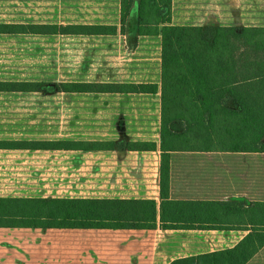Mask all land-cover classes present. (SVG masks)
Returning a JSON list of instances; mask_svg holds the SVG:
<instances>
[{
	"label": "trees",
	"instance_id": "1",
	"mask_svg": "<svg viewBox=\"0 0 264 264\" xmlns=\"http://www.w3.org/2000/svg\"><path fill=\"white\" fill-rule=\"evenodd\" d=\"M173 0L121 1V31L137 10L141 37H162L160 203L155 200L0 198V228L234 231L247 235L233 248L170 264H249L264 248V202L175 200L171 157L183 151L264 153V27L175 25ZM135 6V8H134ZM116 26L5 25L0 34L116 36ZM38 82H0V93H40ZM59 93L90 90L159 94L155 84L62 83ZM102 88V89H101ZM177 125L180 129H177ZM109 142L0 141V150L106 151ZM128 151L153 152L136 142Z\"/></svg>",
	"mask_w": 264,
	"mask_h": 264
},
{
	"label": "rangeland",
	"instance_id": "2",
	"mask_svg": "<svg viewBox=\"0 0 264 264\" xmlns=\"http://www.w3.org/2000/svg\"><path fill=\"white\" fill-rule=\"evenodd\" d=\"M121 1L0 0L1 24L105 25L119 29L116 36L0 35V82L29 81L43 85L40 93H0V141L109 142L115 145L116 153L125 152L129 143L158 141L160 144L162 37L138 34L135 9L122 34ZM139 1L135 0L136 8ZM259 1L264 6V0ZM260 11L264 13V8ZM197 12L191 10L186 16L187 11L181 9L180 2H172L175 25L203 24V15ZM263 24L255 26L264 27ZM62 83L88 86L155 84L159 86V94H121L94 89L86 93H59L56 85ZM176 128L180 129L178 125ZM213 156L231 167H234L233 161L244 160L251 168L248 180L264 188V156ZM170 157L171 165L173 159L175 195H214L221 187L227 188L230 176L222 170L214 188L209 178H202L198 157H188L187 161L182 154ZM184 161L188 167L198 170L190 183H184L180 193L179 170ZM69 180L76 182L71 177ZM64 182L66 178L62 177L61 183ZM84 182L95 180L86 178ZM96 192L91 195H97ZM200 243L206 246L201 240ZM252 264H264V252Z\"/></svg>",
	"mask_w": 264,
	"mask_h": 264
},
{
	"label": "crops",
	"instance_id": "3",
	"mask_svg": "<svg viewBox=\"0 0 264 264\" xmlns=\"http://www.w3.org/2000/svg\"><path fill=\"white\" fill-rule=\"evenodd\" d=\"M177 1L180 2L181 9L187 11L186 16L191 10H197V14L203 15V24H188L190 26L244 28L262 27L255 25L264 23V13L260 11L264 6L259 0ZM154 142L158 144V150L153 152L128 151L126 147V151L120 153L115 152L116 148L90 152L0 150V198L155 200L159 204V166L163 153L158 141ZM168 154H182L186 161L188 157H198L202 178H209L214 188L221 170L230 176L227 188L221 187L214 195H175L172 159L173 199L236 200L245 204L264 202V188L248 180L251 168L244 160L239 158L233 161L234 167H231V164L213 156H264V153L183 151ZM185 163L181 162L179 170L180 193L184 190V183H190L198 170ZM62 177L67 182L61 183ZM70 177L76 182H69ZM86 178L95 182L85 183ZM91 187L94 189H90ZM78 192L81 194L74 195ZM92 192L97 195H91ZM246 235L247 232L242 230L163 231L157 228L147 231L2 227L0 264H170L176 259L233 248ZM200 240L206 244L205 247H202ZM263 252L264 248L249 264Z\"/></svg>",
	"mask_w": 264,
	"mask_h": 264
}]
</instances>
